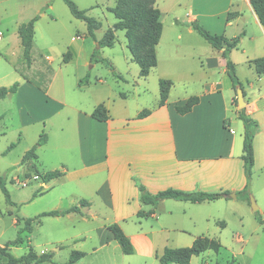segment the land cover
Masks as SVG:
<instances>
[{"label": "rangeland", "instance_id": "rangeland-1", "mask_svg": "<svg viewBox=\"0 0 264 264\" xmlns=\"http://www.w3.org/2000/svg\"><path fill=\"white\" fill-rule=\"evenodd\" d=\"M73 1L80 9L87 10L88 15L102 22V27L95 32L97 40L88 35L86 22L74 17L64 0H0V53L3 55L0 59V87L21 82L25 76L44 89L52 73L58 72L64 78L66 93L73 106L85 104L89 98L93 99V92L104 90L106 95H110L111 101L119 100L121 93L126 95L131 110L150 109L156 104L160 89L158 72L151 73L147 81L140 76V66L131 58L124 30L115 31L114 46L101 48L98 44L105 32L118 21L111 11L116 8L118 0ZM168 4L169 0H165V4L160 2L162 7ZM180 10L179 26L191 27L190 23L182 20L188 9L183 5ZM173 16L170 13L165 17L166 32ZM35 17L32 58L36 69L32 73L22 69L27 63L20 43L19 28ZM197 23L203 26L205 19L200 18ZM206 25L208 28L203 27L215 34L212 31L216 26ZM194 34L197 37L191 38L189 44L182 45L181 52L177 53L180 60H172L161 52L160 69L165 68L173 75L184 67L192 72L198 69L199 60L198 57H192L195 55L193 53L206 52L211 45L196 30ZM78 35L81 38L74 40L73 37ZM93 42L94 50L99 49L100 57L110 63L91 62ZM68 51L75 55L73 53V59L66 62L64 57ZM194 74L198 75L197 72ZM85 77L89 82L81 84ZM182 81L183 78L177 80L173 99L186 89H199L185 88ZM34 95L38 96L27 100L24 92L20 91L0 100V175L11 198L10 203L0 188V245H8L9 251L17 257L26 254L31 248L38 254L52 252L53 262L43 264L63 263L73 250L86 253L80 264H159L154 256L123 253L120 244L110 236L105 226L115 217L109 210L98 218H82L77 214L44 216L40 223L34 225L32 232L21 233L22 244L11 245L24 226L25 219L54 209L64 210L79 202L76 186L69 180H51L45 184L41 178H32V175L38 174L37 171H48L51 169L49 167L65 161L69 155L72 157L69 162H75L73 152L63 149L70 146L68 135L72 119L67 120L65 116L68 112L72 114V110H65L48 120H40L55 106L52 102L47 104L48 98L41 94ZM42 133L50 136L51 140L47 146L37 148L39 158L33 162L34 168L21 164L26 151L37 144ZM13 143L16 145L9 148ZM22 182L27 183L23 185ZM251 187L252 180L247 193L241 192L244 188L238 194L230 190V198L206 203L166 201L167 207L175 204L174 215H169L163 205L157 206V219L147 217L144 221L147 226L143 227L155 232L159 248L162 245L188 247L199 236L220 240L222 247L219 252L207 250L194 255L190 264H233V259L234 264H264V231L258 221L259 216L264 217V196L257 192L255 194ZM253 200L258 206L256 210ZM138 219L136 216L134 220ZM5 260L6 256L0 254V263Z\"/></svg>", "mask_w": 264, "mask_h": 264}, {"label": "crops", "instance_id": "crops-1", "mask_svg": "<svg viewBox=\"0 0 264 264\" xmlns=\"http://www.w3.org/2000/svg\"><path fill=\"white\" fill-rule=\"evenodd\" d=\"M161 1L165 4V0H155L154 3V7L161 11L163 23L161 39L156 46L158 63L148 76L142 78L147 81L151 73L156 71L158 81L161 78L173 81L165 105L159 104V89L156 104L143 118L138 117L143 110L140 108L131 110L123 93L119 95V100L111 101L110 95L100 90L93 92L91 94L93 99L89 98L85 104L73 106L74 103L69 101L66 93L64 78L58 72L52 73L44 89L24 76L21 82L17 81L19 87L14 92L23 91L27 100L38 96L34 94H41L48 98L47 104L49 102L54 104L55 109L40 120H48L65 110L67 112L72 110V114L68 112L65 116L67 120L72 119L68 135L70 146L63 149L73 152L75 162H69L72 159L69 155L65 161L49 167L51 169L48 171L63 172L61 177L53 180L67 179L75 184L78 201L86 200L89 205L82 207L81 212L67 215L98 218L109 210L115 217L105 226L119 224L131 239L134 253L145 257L154 256L156 259L157 254L161 255L166 246L162 245L159 248L155 232L143 227L147 226L145 219L149 216L157 219L156 207L162 205L167 208L169 215L173 216L175 204L167 207L166 201L206 203L210 200L192 202L161 199L157 203L146 204L142 201L140 186L151 194L166 189L209 193L234 190L238 194L247 182L242 160L245 129L243 121L238 116L239 106L234 103L235 92L227 74L226 60L222 52L210 44L211 48L205 50L206 52L193 53L195 55L192 57H198L199 60V67L194 71L198 75L186 70V67L175 72V75L168 73L165 68L160 69L161 52L170 56L172 60H180L177 53L181 52L182 45L189 44L191 38L197 37L192 27L178 24L183 5L188 11L182 20L191 24L204 18L205 23L202 25L206 28L207 23L215 25L212 31L215 34H222L228 39L241 36L230 56L236 64L238 78L243 84L247 113L259 124L253 141L252 191L264 196V73L258 75L250 63L251 60L264 56V27L250 0H186L187 2L169 0L170 4L167 7H162ZM170 13L174 16L166 32L165 17ZM229 14H232L231 18ZM79 38H81L79 35L73 37L74 40ZM167 46L173 48L165 49ZM91 48L92 56L94 42ZM73 53L70 52L71 59L75 55ZM2 56L0 53V59ZM131 58L133 60L132 54ZM22 69L34 73L36 66L33 58L31 64ZM19 70L18 68V73ZM182 78L185 88L199 89L197 91L186 89L182 95L173 99L172 93L176 82ZM10 94L12 93L8 95ZM192 96H198L199 102L190 112L180 114L176 106L185 104ZM100 103H104L108 109L110 117L107 121H99L92 117L94 108ZM50 140L48 136L46 143L39 148L47 146ZM38 158L29 160L26 165L34 168L33 162ZM48 171L37 173L44 174ZM38 174L32 175V178H41ZM223 198H230L229 193ZM149 211L152 213L147 214ZM136 216L139 218L138 221L134 220ZM109 233L114 238L112 232ZM234 262L235 259L232 260L233 264ZM80 263L81 259L76 262Z\"/></svg>", "mask_w": 264, "mask_h": 264}, {"label": "trees", "instance_id": "trees-1", "mask_svg": "<svg viewBox=\"0 0 264 264\" xmlns=\"http://www.w3.org/2000/svg\"><path fill=\"white\" fill-rule=\"evenodd\" d=\"M68 5L72 15L78 19L84 20L87 24L88 35L93 37L95 40L96 30L102 27V22L87 14V10L80 9L73 0H64ZM155 0H118L116 8H112L111 11L114 13L118 21L113 27L109 28L104 36L99 40V47L114 46L115 44V31L124 30L127 36V46L132 54L133 60L136 61L140 66V76L146 77L149 75L151 69L158 63L156 46L160 42L163 23L161 21V11L159 8L154 7ZM260 23L264 27V0H250ZM232 14H229L231 18ZM37 17L33 18L29 22L23 23L19 28V35L21 38V44L23 46V56L28 65L31 64V50L33 47L34 36H35V21ZM191 27L196 30L209 44L215 49L222 52V56L226 60L227 74L232 81V86L235 92L234 103L238 106L237 99V86L243 88V84L238 78L236 64L232 61L230 53L238 45L241 36L228 39L222 34H212L208 32L200 24L193 22ZM71 54L68 51L65 54V61H68ZM104 62L110 63L107 59L100 57V50L95 49L91 56V62ZM254 66L255 71L258 75L264 73V56L255 58L250 61ZM116 74V73H115ZM118 75V74H116ZM120 77V76H118ZM87 77L81 80V84L88 83ZM173 81L167 78H161L159 80L160 87V105H165L170 90L172 88ZM19 87V82H15L11 86L0 87V100L4 99L9 93H14ZM245 94V92H244ZM199 102L198 96L190 97L187 102L183 105L176 106V110L180 114H186L190 112L195 104ZM151 111L144 109L139 113L138 117L143 118L147 116ZM238 116L244 123V142H243V155L242 160L244 162V170L246 175V185L241 191L247 193L248 186L252 180L253 167H254V137L259 129V124L254 120L248 113L246 106L238 109ZM92 117L99 121H107L109 119L108 109L104 103L98 104L93 112ZM47 141V135L42 133L36 145L26 151L24 154L21 164H26L29 160L37 159V148L43 145ZM16 144L13 143L9 148L14 147ZM40 175L44 183L59 178L63 175V172L59 170L48 171ZM0 188L8 202L11 203L10 193L6 187L4 178L0 175ZM142 191V201L146 204L157 203L161 199H175V200H186L192 202H201L204 200H216L228 195L227 191L224 192H185L178 189H166L158 192L157 194H151L146 191L143 186H140ZM89 203L86 200H80L78 204L72 205L71 207L64 210H50L43 212L33 218L25 219V224L19 230L18 237L12 241L11 245H20L23 243V237L21 233L23 231L32 232L34 225L40 223L41 218L44 216H64L72 212H81V208L88 206ZM141 213V212H140ZM139 213V215H141ZM152 213L149 211L147 214ZM19 221V220H18ZM259 223L262 225L264 231V217H258ZM107 229L112 232L115 240L120 244L123 253L130 255L134 253V246L131 239L124 232L122 227L117 223L107 225ZM10 244V243H9ZM222 244L219 239L209 236L197 237L193 244L188 247H165L161 255L157 254L159 264H190L194 255H199L207 250H214L219 252ZM0 254L6 256V260L0 264H43L44 262H53V253L44 252L38 254L34 249H30L26 254L22 256L13 255L8 245H0ZM86 255L85 252L79 250H73L70 254L69 259L63 264H76L80 259Z\"/></svg>", "mask_w": 264, "mask_h": 264}, {"label": "water", "instance_id": "water-1", "mask_svg": "<svg viewBox=\"0 0 264 264\" xmlns=\"http://www.w3.org/2000/svg\"><path fill=\"white\" fill-rule=\"evenodd\" d=\"M236 91H237L238 106H239V108H243L246 106L244 90L241 86H237ZM253 208H254V210H256L258 208L255 200H253Z\"/></svg>", "mask_w": 264, "mask_h": 264}, {"label": "built area", "instance_id": "built-area-1", "mask_svg": "<svg viewBox=\"0 0 264 264\" xmlns=\"http://www.w3.org/2000/svg\"><path fill=\"white\" fill-rule=\"evenodd\" d=\"M0 36H1V34H0ZM26 183H27V182H22L23 185H26Z\"/></svg>", "mask_w": 264, "mask_h": 264}]
</instances>
